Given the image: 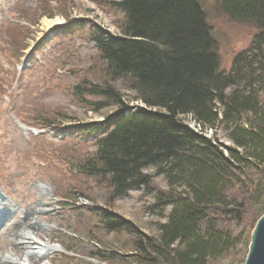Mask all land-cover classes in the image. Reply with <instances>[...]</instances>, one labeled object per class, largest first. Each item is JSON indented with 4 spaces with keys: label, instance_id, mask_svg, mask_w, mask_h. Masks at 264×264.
I'll use <instances>...</instances> for the list:
<instances>
[{
    "label": "trees",
    "instance_id": "1",
    "mask_svg": "<svg viewBox=\"0 0 264 264\" xmlns=\"http://www.w3.org/2000/svg\"><path fill=\"white\" fill-rule=\"evenodd\" d=\"M218 3L231 21L258 29L226 73L198 0H116L119 33L92 26L103 73L124 80L134 96L124 99L107 81L72 86L89 110L112 108L101 120L65 128L92 140L79 171L106 181L112 202L140 189L165 213L150 236L111 211V203L94 206L102 230L128 237L126 252L90 239L87 254L63 248L64 257L84 264H223L240 255L243 263L264 213V0ZM217 128L227 144L216 132L205 135ZM156 175L166 189L155 187Z\"/></svg>",
    "mask_w": 264,
    "mask_h": 264
},
{
    "label": "rangeland",
    "instance_id": "2",
    "mask_svg": "<svg viewBox=\"0 0 264 264\" xmlns=\"http://www.w3.org/2000/svg\"><path fill=\"white\" fill-rule=\"evenodd\" d=\"M112 1L116 0H0V254L14 255L20 240L25 242L21 236L16 238L20 231H28L26 223L16 226L25 216L44 228L36 237L48 238L56 246L44 250L38 261L25 260L22 255L31 250L20 248L21 253L13 256L17 263L84 264L70 253L65 258L63 248L85 255L90 239L126 252L128 237L102 230L93 216L94 206L111 203V211L150 236L157 235V224L164 221L165 212L153 207V195L143 190L131 189L110 201L106 181L79 171L83 158L93 150L92 140L75 137L72 128L65 129L101 120L112 110L93 111L78 102L71 91L77 83L107 81L124 99L134 96L124 80L109 81L103 73L105 63L90 40L93 25L119 33L116 23L122 14ZM198 2L216 42L219 71L226 73L258 29L254 24L231 21L218 0ZM55 19L58 23L48 24ZM213 132L227 144L220 128L206 135ZM145 171L154 172L151 167ZM153 183L159 189L167 188L160 175L154 176ZM240 259L237 255L222 262L239 264Z\"/></svg>",
    "mask_w": 264,
    "mask_h": 264
},
{
    "label": "bare ground",
    "instance_id": "3",
    "mask_svg": "<svg viewBox=\"0 0 264 264\" xmlns=\"http://www.w3.org/2000/svg\"><path fill=\"white\" fill-rule=\"evenodd\" d=\"M52 22L58 23V19L49 21L48 24H50ZM25 217H23L21 219L20 223L16 224L17 227H21V224H23V223L28 224V231L27 232H21L20 231L16 236V238L18 236H21L22 240H25V242L20 240V242H19L20 245L17 246L16 249H14V251L12 250L14 252V255L0 254V264H20V263L16 262L15 257L13 258V256H16L15 254H20L22 251L21 249L22 248L26 249L27 248L26 246H28V248H30V250H31L30 252H26L25 254L22 255L25 257V260H27V261H38V260H40V255H41V253L44 252V250L56 249V246L48 238L45 241H43L39 237L35 236V234L44 231V228H42L40 223H38L37 221H30L29 219H27ZM31 235H33L38 241L34 240L31 237ZM20 246H22V247H20Z\"/></svg>",
    "mask_w": 264,
    "mask_h": 264
},
{
    "label": "water",
    "instance_id": "4",
    "mask_svg": "<svg viewBox=\"0 0 264 264\" xmlns=\"http://www.w3.org/2000/svg\"><path fill=\"white\" fill-rule=\"evenodd\" d=\"M242 264H264V213L256 220Z\"/></svg>",
    "mask_w": 264,
    "mask_h": 264
},
{
    "label": "built area",
    "instance_id": "5",
    "mask_svg": "<svg viewBox=\"0 0 264 264\" xmlns=\"http://www.w3.org/2000/svg\"><path fill=\"white\" fill-rule=\"evenodd\" d=\"M192 125V124H191ZM192 127V126H191ZM195 130H199V127L198 128H195ZM210 133H211V130H208ZM206 135V134H205ZM209 136V135H208Z\"/></svg>",
    "mask_w": 264,
    "mask_h": 264
}]
</instances>
